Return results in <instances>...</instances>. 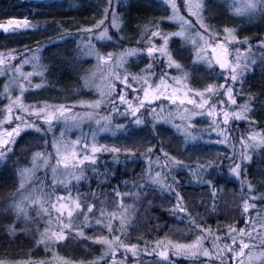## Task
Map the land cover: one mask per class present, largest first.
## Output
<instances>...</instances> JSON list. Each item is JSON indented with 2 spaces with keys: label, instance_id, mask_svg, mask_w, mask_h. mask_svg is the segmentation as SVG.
I'll return each instance as SVG.
<instances>
[{
  "label": "snow or ice",
  "instance_id": "obj_1",
  "mask_svg": "<svg viewBox=\"0 0 264 264\" xmlns=\"http://www.w3.org/2000/svg\"><path fill=\"white\" fill-rule=\"evenodd\" d=\"M123 3H96L95 22L88 27L73 22L75 31H62L60 43L49 39L44 46L0 51V77L6 78L0 92V164L10 161L15 177L0 216L13 220L5 226L7 236H29L37 250L52 256L34 260L29 251L23 253L27 259L0 258V264H177L178 257L189 264H264V179H248L245 166L251 153L264 154V119H254L264 117V91L253 94L245 87L258 68L264 90V34L241 38L247 25L264 32V0H155L160 18L137 22L120 14ZM213 9L225 17L223 23L214 22ZM237 19L246 25L229 23ZM164 25L177 30L165 31ZM41 28L27 17L10 19L0 23V34ZM72 43L68 62H87L81 55L95 61V71L81 80L85 94L98 98L25 103L55 86L48 79L54 68L42 63L43 54L50 46L68 51ZM201 123L207 127H198ZM166 124L175 130V148L158 138L164 131L157 129ZM102 133L113 142L102 143L109 139ZM217 145L222 148L215 157L203 159L205 149ZM221 180L238 181L239 194L225 217L231 222L217 216L213 228L198 209L210 218L216 213ZM195 185L211 190L202 193L212 199L210 209L204 201L186 202L192 197L187 189ZM154 200L172 204L166 211L188 236L176 229L178 239L165 233L149 240L142 234L132 242V233L140 231L137 204L147 212ZM168 227L155 225L147 235ZM79 245L98 247L99 254L73 260L55 251Z\"/></svg>",
  "mask_w": 264,
  "mask_h": 264
},
{
  "label": "trees",
  "instance_id": "obj_2",
  "mask_svg": "<svg viewBox=\"0 0 264 264\" xmlns=\"http://www.w3.org/2000/svg\"><path fill=\"white\" fill-rule=\"evenodd\" d=\"M98 2H102V0H68V3H66V0H47L44 2L0 0V23H4L5 20L11 18L19 20L27 17L31 23L42 26L38 32L25 31L8 37L0 34V51H6L7 49L23 50L25 46L32 48L38 45L44 46L47 45L49 39L60 43L59 35L62 31H75L73 22L79 23L82 27L91 26V23L95 22L93 17L96 12L95 5ZM119 12L121 15H130L134 22H137L136 18L140 20L153 19L149 7L140 0H124V3L119 7ZM99 18L96 17V19ZM72 46H74V43L65 47L72 49ZM69 54V50L65 51L63 48L51 46L43 54L42 63L54 68L48 79L55 83L53 89L41 93L43 99L52 101V96L57 94L58 88L69 91L68 89L73 85L72 75H75V70L69 67ZM254 75L255 81L251 80L249 86H251V92L260 94L261 91H264L257 83L261 77L255 73ZM5 81V77H0V92L3 91ZM0 99H3V97H0ZM254 107H257V105H254ZM254 119L261 121L264 117L256 116ZM162 130L164 131V129H159V131ZM24 146V144H21L20 147L23 148ZM262 157H264V154L256 153L252 162L247 166V173L251 180L257 181V179L264 178L261 175V170L264 169V158ZM17 158L14 157L13 159ZM133 168L136 169L137 167L130 164L129 169ZM12 173L13 166L10 161L0 164V206H2L3 197L14 191L12 183L15 177ZM124 178L127 179L128 177ZM222 182L224 181L221 180L220 183ZM112 183L115 184L117 181L113 180ZM161 216L164 220L167 219L166 223L171 219L166 211H162ZM11 223V219L0 216V258L22 259L24 257L23 253L29 251L34 253V256L41 255V248L37 250L30 242L31 238L29 236H21L19 239L14 240L7 236L5 226ZM73 252L76 253L75 250Z\"/></svg>",
  "mask_w": 264,
  "mask_h": 264
},
{
  "label": "rangeland",
  "instance_id": "obj_3",
  "mask_svg": "<svg viewBox=\"0 0 264 264\" xmlns=\"http://www.w3.org/2000/svg\"><path fill=\"white\" fill-rule=\"evenodd\" d=\"M62 1H64V0H62ZM140 1L144 5H147L149 7L150 14H151L152 18H156V19L160 18L162 13L156 9L155 0H140ZM178 2H179V0H178ZM212 2H213V0H208V3L211 4ZM66 3H68V0H66ZM118 11H119V8H118ZM205 14L207 15L208 13H205ZM212 14L216 16V21H214V22L223 23L225 21V17L222 14L216 12L215 9H213ZM11 19L15 20L14 18H11ZM8 20H10V19H8ZM8 20H5V22ZM229 23L230 24H237V25H246V21H242L239 19L234 20V21H229ZM163 27H164L165 31L177 30L176 27L169 28V27H167V25H164ZM260 34H264V32L261 31V29L259 28L258 25L257 26L247 25V30L241 34V38L243 36H254V35H260ZM74 48H75V43H74V46H72V49H74ZM109 50H112V49H109ZM69 52H70L69 57L71 60V58L73 56V52L71 51V49H69ZM81 58L87 60V62H85L81 65H76L75 63L69 62L70 69L75 70V75H72L74 82H73V85L70 87V89H68L69 91H66L65 89L58 88L57 94H55V96H52V101H49L50 103H73L79 99L91 100V99L98 98V96L95 93H93L91 95L85 94L88 92V90L84 89L82 87V80H81V77H83L85 75H91V73L93 71H95V67H94L95 61L88 59V58H85V57H82V55H81ZM143 66L144 65L141 63L140 67H143ZM24 70L25 71H31V68L29 66H25ZM130 71L135 72L136 69L132 68V69H130ZM190 71H191V69H190ZM254 73L260 76V71L258 68L255 69ZM250 81H251V79L249 80L248 84L245 86L246 88L251 89V86H249ZM39 82L40 81H38V80L34 81V83H39ZM65 97H68V99H65ZM36 99L44 100L42 98V95L40 94L37 97L27 98L25 100V103H34ZM197 126L200 128L207 127V125L205 123H201ZM163 129H164V135L159 136L158 138L161 140H164L166 143L173 142L172 137H173V133L175 130L172 129L171 125H167V124L163 125ZM241 130H243V129L241 128ZM85 131H88L87 126H85ZM157 132H160L159 129H157ZM58 133H59V129H57V134ZM229 135H231V134H229ZM101 136H108L109 137V139H107V140H101L102 143H112L113 142V140L111 139V134L102 133ZM73 138H75V137H73ZM213 139H215V137H213ZM153 143H154V141H153ZM201 143H203V142H201ZM175 146L176 145L173 142V148H175ZM24 147H26V145ZM181 147H183L182 142H181ZM221 148H222V146L217 145L215 148L205 149L206 154L203 156V159L214 158L215 154H216V150L221 149ZM237 148H239L238 144H237ZM256 153H259V152L251 153L252 160H253L254 155ZM170 154L176 155V152L173 150V151H170ZM188 154L195 156V155H198L199 153L189 152ZM229 154H231V153H229ZM105 159H110V157H105ZM186 162H189V161H186ZM201 162H203V161H201ZM250 162H252V161H250ZM250 162H245L246 171H247V166ZM139 171H140L139 168L135 169V172L138 173ZM38 175L42 176L43 173L42 172L38 173ZM207 178L208 179H214V177H207ZM228 179L231 180V179H233V177L229 176ZM248 179H250L249 174H248ZM262 179H264V178L262 177ZM252 180L254 182H258L261 179L260 180L257 179V181H255L254 179H252ZM218 188H219V191H218L217 198H216L217 202H218V207H217L216 213L212 214V216L210 218L209 213L205 212V209L203 207H200L198 209V211L201 213L203 219L208 224L212 225L213 228H215V226H216V222H217L216 217L217 216H219L221 218L222 223L227 224V223L231 222L230 219H226L225 217L230 216L232 214V210H234V208H235V203H233V201L236 200V198L238 197V194H239V182L237 181L235 184H233V183H231V184L227 183L226 184L225 182H222L219 184ZM187 191L192 193V197L186 196L185 197L186 202H188L190 199H195V202L197 204H200L201 201H204L208 205L209 209L211 208V205L213 203L212 199L208 195H202V193L210 192L211 191L210 189L204 188V187L199 186V185H195L193 187L188 188ZM149 199H152V197H149ZM127 203L131 204V203H133V201L129 200V201H127ZM137 207L139 208V211H140V222L137 224V227L140 229V231L132 233V237H133L132 242H135L136 237L139 235H142V234L144 235L145 239H149V240L162 237L165 233H168L170 238H173V239L179 238V232L176 231V229H184V225L173 223V220L171 217H170L171 219H169L170 221H168V223H167L169 226L167 229H164V231H160L159 229H156L155 231L152 232V235H147V233L149 231H152V229L155 225L166 223L167 219L166 220L163 219V217L161 216V212L166 211L167 209H170L172 207L171 203L161 204V201L154 200L153 206L149 207L147 212H145V207H143L139 204H137ZM149 217H151V219H149ZM155 217H160V219H155ZM12 223H13V220H12ZM169 229H172V231L169 232ZM89 235H91V233H89ZM184 235L185 236L189 235V233L187 232L186 229H184ZM181 242H188V241L187 240H181ZM73 250H75L76 253L73 252ZM55 251L61 257H64L66 259L87 260V259H92L96 255H98L100 249L98 247H94V246L88 247L85 245H79L78 247L77 246H71V247L66 246L63 248H57V249H55ZM89 251L91 252V254H89ZM41 252H42V254L37 255V256H34V253H31L30 258L34 259V260H51L52 259L51 253L49 252L46 254L45 250L42 247H41ZM27 258H29V257L24 256L22 259H27ZM153 258L154 257H149L147 255L142 256V259H144V260H151ZM174 259L177 260V264H189V262L184 257H178V258H174Z\"/></svg>",
  "mask_w": 264,
  "mask_h": 264
},
{
  "label": "water",
  "instance_id": "obj_4",
  "mask_svg": "<svg viewBox=\"0 0 264 264\" xmlns=\"http://www.w3.org/2000/svg\"><path fill=\"white\" fill-rule=\"evenodd\" d=\"M24 1L44 2V1H47V0H24ZM19 20H22V19H19ZM5 23H7V22H5Z\"/></svg>",
  "mask_w": 264,
  "mask_h": 264
}]
</instances>
